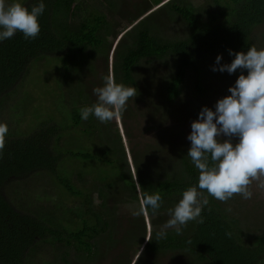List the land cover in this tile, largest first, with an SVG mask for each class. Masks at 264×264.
<instances>
[{"label": "trees", "instance_id": "obj_1", "mask_svg": "<svg viewBox=\"0 0 264 264\" xmlns=\"http://www.w3.org/2000/svg\"><path fill=\"white\" fill-rule=\"evenodd\" d=\"M41 2L45 10L38 17L41 30L36 39L25 40L17 32L0 41V122L4 99L32 63L49 57L61 66L63 75L73 76L86 57L106 48L103 34L109 25L103 16L93 14L72 25L79 0H24L21 5L30 11ZM214 6L204 18L188 0L165 3L162 9H169V16L177 15L187 26V35L179 40L168 41L154 32L145 25L148 17L133 19L130 24H136L123 34L113 52L116 83L137 90L133 73L141 63L171 58L176 65L162 80L163 102L171 107L180 98L188 71L195 73L197 91L203 94L201 60L224 55L232 62L229 50L246 53L252 47L251 32L264 23V0H226ZM236 74L247 75V71L238 69ZM85 106L91 104L73 106L69 118L59 123L49 114L26 135L8 128L0 154V264H34L37 253L46 247L56 257L41 264H94L107 254L110 264H164L160 261L165 257L174 264H264V234L245 239L238 227L241 222L229 219L206 191L209 203L201 212L204 223L189 221L179 234L175 228L164 227L171 218L169 209L183 191L198 184L199 175L187 155L188 146L177 143L173 130L165 131L164 151L160 155L156 151L153 167L133 156V176L119 136L100 141L101 146L91 151L75 143L94 133L95 122L108 127L94 115L83 120L80 109ZM78 132L83 136L78 138ZM26 181L34 183L36 195L46 198L23 205L17 192ZM137 183L140 191L162 197L155 213L148 210L153 230L147 239L142 214L133 218L120 214L121 209L129 212L135 207L139 212ZM122 221L126 222L123 231ZM161 231L165 238L158 236ZM115 248L120 253L114 257ZM70 249L78 254L76 263L70 260Z\"/></svg>", "mask_w": 264, "mask_h": 264}, {"label": "rangeland", "instance_id": "obj_2", "mask_svg": "<svg viewBox=\"0 0 264 264\" xmlns=\"http://www.w3.org/2000/svg\"><path fill=\"white\" fill-rule=\"evenodd\" d=\"M14 1L20 4L24 2V0ZM169 1L79 0L81 6L79 10L74 11L71 24L77 25L93 14L103 16L109 25V31L103 34L106 48L86 57L81 70L78 73L75 72L73 76L66 77L63 75L60 72L61 66L50 61L49 57L32 63L24 79L4 99L2 122L0 123L7 124L11 132H16V135H26L39 122L47 119L46 116L49 114H52L54 120L59 123L64 121V117L69 118L68 113H71L69 110L73 106L80 107L84 102H89L91 105L96 103L98 97L93 90L103 87V78L110 74L116 79L114 72L115 57L112 51L123 34L136 24V22L130 24L133 19L140 15L142 16L139 20L148 17L145 25L152 27L154 32L160 33L159 35L168 41L183 39L187 35L188 29L184 21L177 15L169 16L170 11L166 7L162 9L164 4ZM180 1L176 0V3ZM5 2L11 4L9 0H5ZM188 2L195 9H200V15L206 18V12L214 11V3H226V0H188ZM251 35V45L258 50L264 48V23L255 27ZM217 56L208 55L201 60L199 85L204 93L200 94L197 91L195 73L188 71L184 80L182 95L171 107H168L161 99L163 94L162 80L168 78L170 70H173V64L176 65L175 60L165 58L161 61L152 60L141 63L133 73L138 83V94L135 98L127 101V107L122 118L107 122V128L104 124L95 122V126L93 125L94 133L90 132L86 138L84 137L79 141L76 139L75 143L85 146L83 150L89 148L91 151L96 149L98 145L101 146L100 141L103 143L112 140V137L119 136L133 176H135L133 156H135V160L141 161L144 165L151 164L153 167L155 165L154 156L160 155L164 151V143L166 142L164 133L166 130H173L177 143L182 144L183 142L184 146L190 148L191 144L187 140V136L191 133V122L197 120L203 107L215 111L216 102L230 95L228 88L234 86L238 78L236 72L229 74L226 71H212L213 67L219 68L224 64L231 63L229 58L219 55L221 61L217 65ZM74 132L72 131L71 134L74 135ZM76 136L80 138L83 135L78 132ZM220 139L223 141L227 138L222 135ZM237 142L238 138L233 137L232 143ZM169 150H171L170 146ZM167 153H169L168 150ZM20 187L17 196L22 199L23 205H33L46 198L44 195L35 194L37 191H35L34 183L31 181L20 183ZM250 190L253 193L251 199H243L240 195H234L226 203L215 199V202L226 210L225 214L229 219L241 222L238 227L242 230L245 239L264 234V189L257 187L256 182H253L250 185ZM136 212H138L137 207L129 212L124 209L120 210V214L130 216V218H133ZM141 214L144 234L147 239L153 230L152 222L148 215ZM120 226L123 231L126 229V222L122 221ZM118 250L119 248L112 250L111 253L114 252L112 256H117L120 253ZM51 253V247L39 251L37 258L33 261L34 264L51 261L55 256ZM69 253L72 263H76L77 259H74L78 254H76L75 249H70ZM104 258L103 261L96 260L94 264H110L112 259L110 254ZM160 262L174 264L176 261L165 257Z\"/></svg>", "mask_w": 264, "mask_h": 264}, {"label": "clouds", "instance_id": "obj_3", "mask_svg": "<svg viewBox=\"0 0 264 264\" xmlns=\"http://www.w3.org/2000/svg\"><path fill=\"white\" fill-rule=\"evenodd\" d=\"M44 10L43 2L29 11L20 3L6 4L0 0V41L12 38L17 32L25 40L36 39L41 30L38 17ZM229 55L234 56L230 64L213 67L212 71L233 74L240 69L246 70L247 75L238 76L234 86L228 88L230 95L216 102L215 111L203 107L197 120L191 122V133L187 136L191 146L187 155L198 170V184L182 192L179 202L169 209L171 218L164 225L175 228L178 234L189 221L204 223L201 212L209 203L204 191L226 203L234 195L251 199L253 182L264 189V48L258 50L252 46L246 53L229 50ZM220 61L218 55L216 64ZM103 79L104 86L93 90L97 102L80 109L83 120L90 115L101 123L122 118L127 101L138 94L134 87L116 83L111 74ZM7 132V124L0 123V154ZM222 135L227 139L221 141ZM233 137L238 138L235 144ZM137 189L141 190L138 183ZM140 197V209L134 215H148L149 208L155 213L161 206L159 193L148 195L140 191ZM158 236L165 238L166 233L161 231Z\"/></svg>", "mask_w": 264, "mask_h": 264}, {"label": "water", "instance_id": "obj_4", "mask_svg": "<svg viewBox=\"0 0 264 264\" xmlns=\"http://www.w3.org/2000/svg\"><path fill=\"white\" fill-rule=\"evenodd\" d=\"M117 43H118V42H117ZM116 45H117V44H115V45H114V48H113V50H115V48H116Z\"/></svg>", "mask_w": 264, "mask_h": 264}]
</instances>
